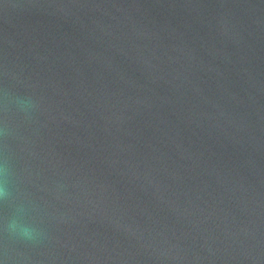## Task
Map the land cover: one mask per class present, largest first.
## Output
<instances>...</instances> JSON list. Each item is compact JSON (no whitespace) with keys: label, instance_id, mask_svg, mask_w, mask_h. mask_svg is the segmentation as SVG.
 Listing matches in <instances>:
<instances>
[{"label":"water","instance_id":"1","mask_svg":"<svg viewBox=\"0 0 264 264\" xmlns=\"http://www.w3.org/2000/svg\"><path fill=\"white\" fill-rule=\"evenodd\" d=\"M0 264H264V0H0Z\"/></svg>","mask_w":264,"mask_h":264}]
</instances>
